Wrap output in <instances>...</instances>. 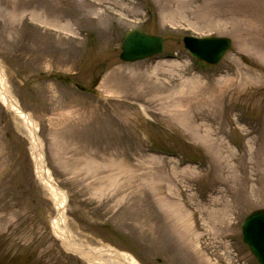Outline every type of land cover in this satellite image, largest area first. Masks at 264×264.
<instances>
[{
  "label": "rangeland",
  "instance_id": "374dc122",
  "mask_svg": "<svg viewBox=\"0 0 264 264\" xmlns=\"http://www.w3.org/2000/svg\"><path fill=\"white\" fill-rule=\"evenodd\" d=\"M131 29L162 36L164 54L121 61ZM185 35L231 49L207 65ZM0 61L75 242L140 264H258L241 223L264 208V0H0ZM56 215L0 102V264H89Z\"/></svg>",
  "mask_w": 264,
  "mask_h": 264
},
{
  "label": "bare ground",
  "instance_id": "6f19581e",
  "mask_svg": "<svg viewBox=\"0 0 264 264\" xmlns=\"http://www.w3.org/2000/svg\"><path fill=\"white\" fill-rule=\"evenodd\" d=\"M4 77L2 63L0 62V102L9 111L19 116L24 123L36 175L40 182L47 188L57 209V215L52 222V229L55 236L61 240L68 252L77 254L89 264H140L134 257L112 248H93L87 250L71 238V232L65 214L67 207L66 193L60 189L48 168L45 167L42 151L43 142L37 133L36 122L30 114H25L20 111L19 104L10 94Z\"/></svg>",
  "mask_w": 264,
  "mask_h": 264
},
{
  "label": "water",
  "instance_id": "95a60500",
  "mask_svg": "<svg viewBox=\"0 0 264 264\" xmlns=\"http://www.w3.org/2000/svg\"><path fill=\"white\" fill-rule=\"evenodd\" d=\"M184 42L187 49L212 64L220 63L231 46V41L227 38L185 37ZM122 51V60L135 62L162 53L164 41L161 37L132 32L125 37ZM20 111L23 112L21 108ZM43 155L45 157L44 152ZM242 230L244 243L248 245L258 263L264 264V210L250 214L243 222Z\"/></svg>",
  "mask_w": 264,
  "mask_h": 264
}]
</instances>
